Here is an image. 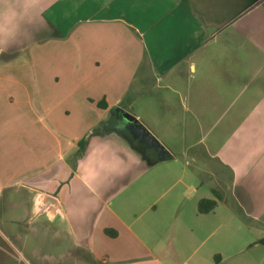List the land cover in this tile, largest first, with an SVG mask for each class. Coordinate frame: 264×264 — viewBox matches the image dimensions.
I'll use <instances>...</instances> for the list:
<instances>
[{"label": "crops", "instance_id": "0c3cea01", "mask_svg": "<svg viewBox=\"0 0 264 264\" xmlns=\"http://www.w3.org/2000/svg\"><path fill=\"white\" fill-rule=\"evenodd\" d=\"M261 1L49 0L29 38L0 49V264H264L220 171L177 158L127 102L136 79L193 75ZM210 148L228 172L235 149Z\"/></svg>", "mask_w": 264, "mask_h": 264}, {"label": "rangeland", "instance_id": "374dc122", "mask_svg": "<svg viewBox=\"0 0 264 264\" xmlns=\"http://www.w3.org/2000/svg\"><path fill=\"white\" fill-rule=\"evenodd\" d=\"M48 2L0 0V49L28 39ZM186 77L173 83L136 79L127 102L144 114V122L158 121L157 137L177 158L195 156L196 169L206 163L220 171L219 189L235 207L239 205L247 229L264 238V0L230 26L207 53L206 62L200 65L198 60L195 73ZM225 145L235 149L225 152L228 172L208 155H214L211 146ZM197 175L198 181L216 187L214 179ZM2 201L1 213L6 207Z\"/></svg>", "mask_w": 264, "mask_h": 264}, {"label": "trees", "instance_id": "16d2710c", "mask_svg": "<svg viewBox=\"0 0 264 264\" xmlns=\"http://www.w3.org/2000/svg\"><path fill=\"white\" fill-rule=\"evenodd\" d=\"M52 37L56 38V37H60V36H59V33L54 31L52 33ZM97 105L100 108H103L105 106L103 102L98 103ZM80 147H81V144H80ZM213 206H214V202L209 201V200H202L198 203V212L199 213H206L207 211L212 209ZM104 233L111 238H114L116 236V233L112 230H104Z\"/></svg>", "mask_w": 264, "mask_h": 264}, {"label": "water", "instance_id": "95a60500", "mask_svg": "<svg viewBox=\"0 0 264 264\" xmlns=\"http://www.w3.org/2000/svg\"><path fill=\"white\" fill-rule=\"evenodd\" d=\"M121 114H122V118L127 124L140 127L141 130H143L144 134L150 137V141L156 143L154 138L150 134H148V132L145 129H143V127L138 123V121L133 116H131L129 113L122 112V111H121ZM158 146H159V153H161L164 158L168 157V153L159 144Z\"/></svg>", "mask_w": 264, "mask_h": 264}]
</instances>
